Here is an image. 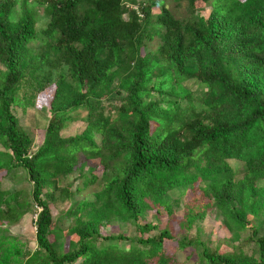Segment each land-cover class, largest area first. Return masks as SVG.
<instances>
[{
    "label": "trees",
    "instance_id": "16d2710c",
    "mask_svg": "<svg viewBox=\"0 0 264 264\" xmlns=\"http://www.w3.org/2000/svg\"><path fill=\"white\" fill-rule=\"evenodd\" d=\"M172 1L186 16L165 0H0V264H264V0ZM57 75L70 88L33 150L20 115ZM76 170L82 186L60 187ZM25 216L34 248L10 231ZM216 218L248 233L220 252L201 228Z\"/></svg>",
    "mask_w": 264,
    "mask_h": 264
},
{
    "label": "rangeland",
    "instance_id": "374dc122",
    "mask_svg": "<svg viewBox=\"0 0 264 264\" xmlns=\"http://www.w3.org/2000/svg\"><path fill=\"white\" fill-rule=\"evenodd\" d=\"M144 2H150V1H156V0H142ZM167 7L172 11V13L177 17L180 18L182 16H186V2L182 1L180 6L175 5V2L172 0H165ZM198 14L202 16H207L210 5L208 3H198L197 5ZM154 13L158 12V8H153ZM149 48H154L152 46H155V40L152 43L147 44ZM58 80L55 81L53 86L50 88H47L44 92L40 93L35 101V105L32 108H29L25 111L23 115H20V122L23 128L29 133V135L32 137L33 141V150L37 149L38 146L41 145L44 139L45 134V127L46 123L49 118V102L52 97L53 91L55 87L57 86H63L66 89L70 88L69 82H65L64 78L62 76L57 75ZM189 88L191 90H195V85L190 84ZM84 128V123L81 120L74 121L70 128L67 130L66 135L73 136L76 134H79ZM0 150L1 147H0ZM82 157V156H81ZM80 157V158H81ZM9 160L8 156H5L4 161ZM93 163H96L94 161ZM2 164V163H1ZM89 168H93L92 162L88 165ZM98 172V170H97ZM5 171L0 172V176L2 174L4 175ZM78 170L75 171L72 175H68L64 177V180L62 181L60 187H62L66 183H73L74 178L77 176ZM2 187H7L9 183L6 180H2ZM77 184H80L82 186L81 181H74L72 185V189L76 187ZM93 191V188H87L86 190L79 193L78 197H82L83 195H86L87 193ZM54 196L48 200L53 216H54V223L56 224V227L63 232L64 239H62V242L65 244V250H73L76 246L77 237L75 235H68V227L70 226V220L64 217V213L66 209L69 206V202L67 200H62L60 197L59 190H55L53 192ZM154 216V211L151 212L149 215V218H152ZM32 217L31 216H25L21 223L17 225L16 227L10 229L12 233H18L24 235L26 238L30 239L32 248L35 247L34 242V229L32 228ZM149 220V219H148ZM205 226V231L202 232L204 235L206 242H209L212 247L219 248L220 252H225L229 250V245L232 238H238L243 237L246 233H248V228L240 229L237 228L235 223H230V225L227 227L224 225V222L221 218H216L215 220H208L201 226L203 228ZM103 234H117L119 232V229L116 225L109 227L108 229H103ZM259 234L264 236V228H261L259 230ZM52 239V238H51ZM123 244V243H122ZM125 245V244H124ZM176 258L178 259L180 264H196V255L192 253L190 255V251L185 252H178L175 254Z\"/></svg>",
    "mask_w": 264,
    "mask_h": 264
}]
</instances>
